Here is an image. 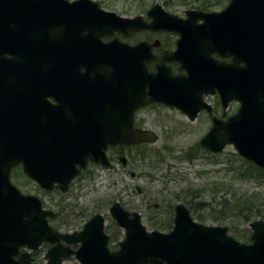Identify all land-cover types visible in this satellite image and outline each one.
<instances>
[{"label":"water","instance_id":"95a60500","mask_svg":"<svg viewBox=\"0 0 264 264\" xmlns=\"http://www.w3.org/2000/svg\"><path fill=\"white\" fill-rule=\"evenodd\" d=\"M67 2L0 0V19L19 15L23 9L27 15H38L42 54L55 42L51 25L67 22L68 15H106L112 23L136 20L92 1ZM187 13L186 19L170 15L159 3L149 11L154 24L180 33L177 48L160 57L148 42L134 46L116 40L86 42L79 58L95 72L74 88L89 94L81 99L86 101L83 105L71 103L64 111L42 104L37 114L21 115L8 113L0 97V264H32L29 253L22 261L10 259L19 245L36 249L43 241L57 242L47 252V264H62L73 253L80 264H264V220L251 223L254 242L245 244L230 236L227 226L193 220L181 203L174 229L167 234L148 231L139 212L125 210L116 201L111 211L125 237L120 248L111 252L102 214L95 215L79 234H61L48 224L47 217L54 213L42 208L41 199L22 194L10 180L13 166L22 164L42 187L57 184L66 191L89 160L111 164L109 145L157 141L154 131L134 127L139 108L160 102L195 120L204 108L212 112L204 96L216 92L224 107L232 101L240 106L227 120L215 116L200 145L219 153L233 144L242 157L264 168V0H231L221 11L189 9ZM57 38V56L72 58L66 32ZM151 60L161 62L156 72L149 70ZM172 61L186 73L174 75L166 65ZM0 86L2 94L5 89ZM120 159L127 163L125 156ZM61 239L81 246L73 252Z\"/></svg>","mask_w":264,"mask_h":264},{"label":"rangeland","instance_id":"374dc122","mask_svg":"<svg viewBox=\"0 0 264 264\" xmlns=\"http://www.w3.org/2000/svg\"><path fill=\"white\" fill-rule=\"evenodd\" d=\"M100 1L105 8L124 15L145 13L155 3H160L170 12H178L182 15L188 9L199 8L202 2L212 3L210 10H221L230 0ZM216 99V95L208 97L210 102ZM238 107V102H232L227 109V116L234 114ZM220 112L222 113V110ZM137 118L144 127L156 131L159 140L156 143L125 149L127 157L132 160L131 167L136 172V176H132L128 169H124L121 161L112 153L115 158L113 167L91 165L88 172L74 180L66 193L53 191L42 194L36 188V182L31 179L25 181L20 178L23 184L18 182V186L25 193L40 196L47 206H54L53 204L58 201V203H69L75 209L89 212L99 210L106 215L108 224L112 221L109 207L113 202L120 201L124 207L141 212L143 222L148 229L163 230L169 227L170 222L167 218L157 215L154 218V212L184 202L191 209V215L198 221L209 225H227L229 232L239 238L250 235L249 223L239 220V217L229 216L217 220L214 216L218 215V210L225 208L220 204L223 203L221 201L223 196L232 198L233 195L254 194L255 205L264 209V178L261 181L242 180L236 177L233 171L227 170V167L232 168V165L240 163L238 157L234 155L233 145H228L224 152L219 154L202 152L198 156L196 154L192 160L187 159V155L194 151L193 147L198 145L211 127L208 114L203 113L195 121H191L177 108L152 105L141 109ZM227 161H230L229 165L226 164ZM189 194L197 195L192 200L188 197ZM53 198L56 200L53 201ZM259 218L262 217L254 219ZM77 225L68 224L62 227L73 230ZM122 238L123 235L119 236L111 245L117 246ZM46 250L41 249L37 253L39 264L46 261ZM64 264H78V260L72 256L66 259Z\"/></svg>","mask_w":264,"mask_h":264},{"label":"flooded vegetation","instance_id":"af4514ba","mask_svg":"<svg viewBox=\"0 0 264 264\" xmlns=\"http://www.w3.org/2000/svg\"><path fill=\"white\" fill-rule=\"evenodd\" d=\"M69 1L73 2L75 0ZM95 1L102 5V1ZM150 9L151 8L147 9L145 13H141V15H121L131 18V20H136H117L115 23H112L105 15H68V40L70 42L68 47L72 57L68 60L61 59L57 56V48L60 46L57 43V36L62 34L63 30L67 27V23L62 22L54 24L51 34L55 37V42L47 47L48 51L45 54H42L39 50L40 37L38 30V15H27L24 9L19 15H2L0 19V84H3L2 86L5 92L3 91L2 93L1 91L2 94H0V97H3L4 104L7 106V112L21 115H33L39 112L42 104H49L52 107L60 106L63 107L64 111H69L67 105L71 103H75V105L85 104L86 101L81 99L88 98L89 94L85 92H75L74 88L78 83L83 82L81 78L84 76L85 78H89V75L95 72L93 69L94 67H90L91 65L87 66V64H90L89 62L79 58V56L82 55V49L86 42L97 43L101 42V40L103 42H111L114 39L128 45L149 42L154 45V51L158 56L164 55L168 50L177 48L179 34L173 30L164 28V24H154L153 15H148V10ZM170 13L181 18H186L187 15H189L186 12L182 15L178 12ZM159 63V61H153L150 64V68L156 71ZM167 64L172 67V71L176 74L185 72V70L181 69L178 62H168ZM71 89H73V91H71ZM216 98L217 99L212 102L213 113L205 110L200 113L208 114L211 123L213 122L214 115L221 118H227L229 116H227L228 108L224 109L222 107L221 109L222 105L218 94H216ZM221 110L222 113L220 112ZM82 111L85 112V109H82ZM139 124L142 123L139 118H136L135 126H144V124ZM135 146H137V144L132 143L109 146L111 161L113 162L115 159L112 153L119 160L121 154H126V148ZM131 163L132 160H128L126 164H123V168L128 169L132 176H136V172L131 167ZM91 165L102 166L99 163L90 162L85 171L89 170ZM113 165L114 164H112L111 167H113ZM84 172H81L80 175L84 174ZM10 175L12 182L19 189V183L23 184L20 178H23L25 181L26 179H31L24 172L22 165L13 167ZM36 184V188L42 194L52 193L53 191L58 192L56 185L51 189H45L40 187L38 183ZM34 195L38 196L37 194ZM38 197L43 202L44 209L54 211L55 213L53 216L49 217L50 226L54 230H59L61 232L78 234L79 231L85 228L93 216L100 212L99 210L89 212L84 209H75L69 203H58V201L53 204L54 206H47L45 201L40 196ZM52 200L55 201L56 199L53 198ZM158 206L159 205H156V207ZM160 209L154 212V218H156V215L167 218L173 225L176 216V205L172 204L164 210ZM68 224L78 225L75 226L73 230L62 227V225ZM118 227L116 221L109 222V224L107 223L105 227L110 235L109 246L111 250H115L118 247V245H111V243L120 236L121 231H119ZM62 242L65 245L68 244L74 251L79 247L78 242L67 243L63 239ZM56 243L57 242H54V244ZM51 246L52 243L44 242L39 248L33 250L25 245H19L17 247V254L13 256L12 259L22 261L25 259V253L29 252L35 261H37V253L40 252L41 249L48 250Z\"/></svg>","mask_w":264,"mask_h":264},{"label":"trees","instance_id":"16d2710c","mask_svg":"<svg viewBox=\"0 0 264 264\" xmlns=\"http://www.w3.org/2000/svg\"><path fill=\"white\" fill-rule=\"evenodd\" d=\"M211 4L212 3L202 2L200 3L199 8L204 10H210ZM193 148L194 151L191 152L190 155H187L188 160H192L196 154L198 156L202 152H208L205 149L201 148L199 145H196ZM235 155L238 157L240 163L235 166L232 165V168H229L230 166L227 167V170L233 171L235 176L242 180H253V179H255L256 181L263 180L264 178L263 168H260L254 165L253 163L243 159L238 154ZM226 164L229 165L230 161H227ZM196 195L197 194H193V195L189 194L188 197L193 200V198ZM253 197H255L254 194L248 196L247 194L244 196L233 195L232 198L223 196V199H221L223 203L220 204L224 205L225 208H221L220 210H218V215H215L214 218L219 220L221 218L225 219L228 218L229 216H233V218L239 217V220H244L246 222L253 220L255 217L264 218V209L255 205V201H253ZM230 204H232L231 207L229 206Z\"/></svg>","mask_w":264,"mask_h":264},{"label":"bare ground","instance_id":"6f19581e","mask_svg":"<svg viewBox=\"0 0 264 264\" xmlns=\"http://www.w3.org/2000/svg\"><path fill=\"white\" fill-rule=\"evenodd\" d=\"M41 58H43V57H41ZM45 59V58H44ZM27 60V59H26ZM36 60V59H35ZM32 61V60H31ZM3 81V80H2ZM9 83V82H8ZM3 85V84H2ZM9 88V87H8ZM6 101V100H5ZM83 104V103H82ZM63 105V104H62ZM67 110V109H66ZM13 114V113H12Z\"/></svg>","mask_w":264,"mask_h":264}]
</instances>
